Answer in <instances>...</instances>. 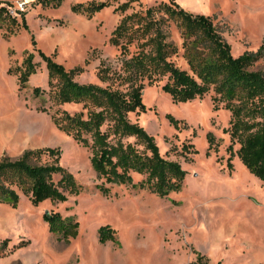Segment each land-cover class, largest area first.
Listing matches in <instances>:
<instances>
[{
  "label": "rangeland",
  "instance_id": "1",
  "mask_svg": "<svg viewBox=\"0 0 264 264\" xmlns=\"http://www.w3.org/2000/svg\"><path fill=\"white\" fill-rule=\"evenodd\" d=\"M89 1L66 0L51 9L37 0H0L13 8L25 2L21 12L27 24L11 37L0 30V158L59 149L61 166L82 187L64 203L35 206L23 195L16 208L0 203V264H195L199 256L210 264H264V183L239 160L240 145L232 143L225 131L230 112L213 109L211 92L202 99L173 103L162 83L148 86L143 95L146 111L130 116L154 137L163 156L178 161L186 171L182 189L167 197L124 185H107L109 193L104 195L90 152L55 126L58 109L72 112L77 106H56L50 100L48 72L37 50L66 70L84 68L77 81L100 85L96 75L100 64L118 63L120 51L109 40L120 20L168 2L139 0L125 13L115 11L113 4L90 19L71 11L72 5ZM174 2L190 13L211 17L236 57L264 44V0ZM168 26L171 40L180 48L175 23ZM26 52L35 54L39 66L20 90L14 71ZM175 61L187 67L181 58ZM254 70L264 71V60ZM35 88L43 93L36 95ZM169 116L178 121L177 127ZM189 144L194 149L182 153ZM143 178L134 174L133 182ZM47 212L76 220L77 237L64 242L50 232L43 220ZM102 226L115 231L116 242L100 243Z\"/></svg>",
  "mask_w": 264,
  "mask_h": 264
},
{
  "label": "trees",
  "instance_id": "2",
  "mask_svg": "<svg viewBox=\"0 0 264 264\" xmlns=\"http://www.w3.org/2000/svg\"><path fill=\"white\" fill-rule=\"evenodd\" d=\"M65 1L37 0V4L58 9ZM167 1L120 20L109 40L120 51L118 63L115 67L100 64L96 73L100 85L77 81L84 68L66 70L52 56L37 50L48 72L50 100L56 106H77L72 112L58 109L53 116L55 126L90 152L104 195L109 193L107 185H124L167 197L182 189L186 171L178 161L163 156L154 137L130 116L146 111L143 95L148 86L162 83V91L173 103L202 99L211 92L213 109L222 107L230 112L225 131L232 143L240 145L239 160L264 183V71L254 70L264 60V44L255 52L236 57L211 17L190 13L174 0ZM134 3L139 0H90L72 5L71 11L90 19L113 4H117L115 11L125 13ZM9 6L0 2V30L5 31V37L27 29L24 12L11 15ZM170 23L179 31L180 48L171 40ZM177 58L187 67H179ZM38 66L35 54L26 52L14 71L20 90L26 88ZM34 93L43 91L35 88ZM168 119L178 126L172 116ZM188 149L194 145H184L182 153ZM60 153L59 149L41 148L27 150L18 159L0 158V203L16 208L23 195L38 206L45 201L64 203L69 196L79 195L82 187L61 166ZM134 174L144 178L135 184ZM43 220L64 242L78 235L79 223L58 212H47ZM98 236L102 244L117 241L110 226H102ZM201 259L199 256L195 264H210Z\"/></svg>",
  "mask_w": 264,
  "mask_h": 264
},
{
  "label": "built area",
  "instance_id": "3",
  "mask_svg": "<svg viewBox=\"0 0 264 264\" xmlns=\"http://www.w3.org/2000/svg\"><path fill=\"white\" fill-rule=\"evenodd\" d=\"M25 5H26L25 2H19L16 4V7H14V8L9 6L8 11L11 15H16L18 11L24 10Z\"/></svg>",
  "mask_w": 264,
  "mask_h": 264
}]
</instances>
